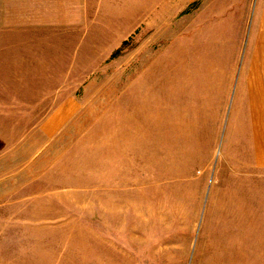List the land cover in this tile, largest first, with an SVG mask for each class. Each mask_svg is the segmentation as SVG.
<instances>
[{
    "label": "rangeland",
    "instance_id": "1",
    "mask_svg": "<svg viewBox=\"0 0 264 264\" xmlns=\"http://www.w3.org/2000/svg\"><path fill=\"white\" fill-rule=\"evenodd\" d=\"M253 5L0 0V264H264V170L173 122L174 42Z\"/></svg>",
    "mask_w": 264,
    "mask_h": 264
},
{
    "label": "crops",
    "instance_id": "2",
    "mask_svg": "<svg viewBox=\"0 0 264 264\" xmlns=\"http://www.w3.org/2000/svg\"><path fill=\"white\" fill-rule=\"evenodd\" d=\"M244 11L239 8L234 33L231 21L204 20L205 40L196 41L189 32L188 45L174 42L173 122L178 141L188 136L196 143L203 140L199 133L206 135L217 141L227 162L251 173L264 170V0H254L247 16ZM186 94L203 102L181 104ZM198 120L205 123L204 132Z\"/></svg>",
    "mask_w": 264,
    "mask_h": 264
}]
</instances>
